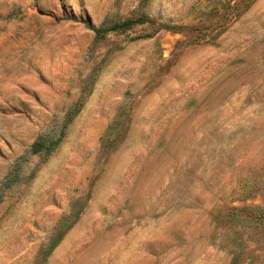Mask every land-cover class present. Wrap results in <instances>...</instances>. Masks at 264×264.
Instances as JSON below:
<instances>
[{"label": "rangeland", "instance_id": "1", "mask_svg": "<svg viewBox=\"0 0 264 264\" xmlns=\"http://www.w3.org/2000/svg\"><path fill=\"white\" fill-rule=\"evenodd\" d=\"M0 264H264V0H0Z\"/></svg>", "mask_w": 264, "mask_h": 264}, {"label": "trees", "instance_id": "2", "mask_svg": "<svg viewBox=\"0 0 264 264\" xmlns=\"http://www.w3.org/2000/svg\"><path fill=\"white\" fill-rule=\"evenodd\" d=\"M136 22L134 20H128L124 23L117 24L118 26L116 27H131L135 24ZM95 31L97 34H104L108 30L105 28H95ZM59 139L56 138L53 134L50 132H43L41 133L36 140L32 143L30 149L21 157V160H27V158L32 155V154H37L43 150H52L56 144L58 143ZM9 183H12L16 178L15 177H9Z\"/></svg>", "mask_w": 264, "mask_h": 264}]
</instances>
